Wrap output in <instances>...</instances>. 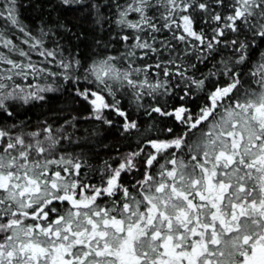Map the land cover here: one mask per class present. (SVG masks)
Wrapping results in <instances>:
<instances>
[{
	"label": "snow or ice",
	"instance_id": "obj_1",
	"mask_svg": "<svg viewBox=\"0 0 264 264\" xmlns=\"http://www.w3.org/2000/svg\"><path fill=\"white\" fill-rule=\"evenodd\" d=\"M0 264H264V0H0Z\"/></svg>",
	"mask_w": 264,
	"mask_h": 264
},
{
	"label": "trees",
	"instance_id": "obj_2",
	"mask_svg": "<svg viewBox=\"0 0 264 264\" xmlns=\"http://www.w3.org/2000/svg\"><path fill=\"white\" fill-rule=\"evenodd\" d=\"M23 16L26 23L35 27L37 20L33 13L30 11L24 12ZM48 47H52V45L49 43ZM39 59V57L33 55V60ZM45 95V101L33 102L31 105L25 106L21 118L30 120L32 127H35L37 123L45 118L77 115V113H79L81 121L78 124L79 132L77 135L83 136L85 134V129H88L89 132L95 131L98 133V135L90 139L89 146L84 147L83 149L89 156L94 157L90 160L92 165H99L107 159L109 155H115L116 148H119L121 152H126L135 147V134H133L131 139L127 136H122L118 122L109 128L106 125H98L97 122L92 120L84 121L83 117L86 116L87 113L81 111L79 104H73L72 98L69 96L68 92L47 93ZM133 119L140 120L142 129L150 123L146 117L141 116L135 111H133ZM62 122V120L59 121V123ZM75 138L76 137L74 136L73 139L75 140ZM76 150L80 151V149ZM85 171L88 170L85 169ZM89 174L92 175L91 173ZM98 175L99 173L95 174L93 182H96Z\"/></svg>",
	"mask_w": 264,
	"mask_h": 264
}]
</instances>
